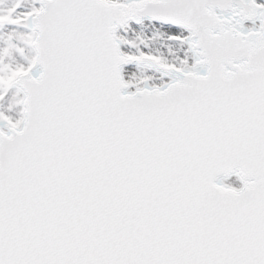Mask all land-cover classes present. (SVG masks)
<instances>
[{
  "label": "snow or ice",
  "instance_id": "1",
  "mask_svg": "<svg viewBox=\"0 0 264 264\" xmlns=\"http://www.w3.org/2000/svg\"><path fill=\"white\" fill-rule=\"evenodd\" d=\"M0 264H264V0H0Z\"/></svg>",
  "mask_w": 264,
  "mask_h": 264
}]
</instances>
